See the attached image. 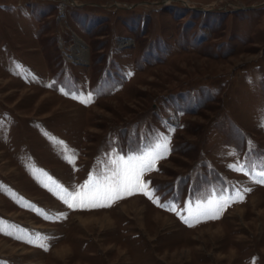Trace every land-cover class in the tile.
<instances>
[{
    "label": "rangeland",
    "instance_id": "obj_1",
    "mask_svg": "<svg viewBox=\"0 0 264 264\" xmlns=\"http://www.w3.org/2000/svg\"><path fill=\"white\" fill-rule=\"evenodd\" d=\"M161 136L169 155L144 174L154 199L180 211L252 191L189 227L142 194L70 209L33 172L75 191ZM253 162L264 0H0V264H264V186L229 167Z\"/></svg>",
    "mask_w": 264,
    "mask_h": 264
},
{
    "label": "snow or ice",
    "instance_id": "obj_2",
    "mask_svg": "<svg viewBox=\"0 0 264 264\" xmlns=\"http://www.w3.org/2000/svg\"><path fill=\"white\" fill-rule=\"evenodd\" d=\"M61 91H64L61 89ZM66 95L68 93H65ZM80 99L82 103L88 104L92 102V94L87 97L74 96ZM54 139V138H53ZM63 144V141H58ZM170 152L169 138L166 136L159 137L153 144L139 153L130 152L127 155H117L108 161L111 166L96 175L90 174L88 180L75 191H69L58 184L51 176L40 169H33L34 174L42 177L41 182L44 187L56 192L59 198L73 210H95L106 209L114 206L117 202L130 198L136 194H142L153 203L158 204L162 208L175 213L189 227H194L202 222L219 220L224 212L235 203L245 200V193L252 191L250 188H244L242 191L233 189L230 193L220 195H212L207 199L199 200L194 203H187L186 206L178 211L175 204L166 205L160 202L159 198H153L154 190L150 188V182L144 179V174L151 171H158L157 162L167 158ZM69 161L75 159V156L67 157ZM230 168L234 171L251 174L256 184L264 186V168H259L256 163L248 164H230ZM23 201V198H21ZM25 207L35 209L28 202H23ZM63 216V214H61ZM46 219H57L59 217L45 216ZM13 228L15 226H12ZM0 232L7 235L3 222L0 221ZM16 239L24 240L29 244H35V241L29 238L27 232L23 235L16 236ZM37 240H43L39 235ZM40 248L48 250V245L41 242Z\"/></svg>",
    "mask_w": 264,
    "mask_h": 264
}]
</instances>
